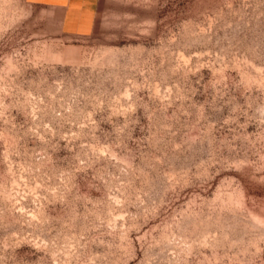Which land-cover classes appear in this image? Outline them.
I'll return each mask as SVG.
<instances>
[{
  "label": "rangeland",
  "instance_id": "374dc122",
  "mask_svg": "<svg viewBox=\"0 0 264 264\" xmlns=\"http://www.w3.org/2000/svg\"><path fill=\"white\" fill-rule=\"evenodd\" d=\"M0 264H264V0H0Z\"/></svg>",
  "mask_w": 264,
  "mask_h": 264
},
{
  "label": "crops",
  "instance_id": "0c3cea01",
  "mask_svg": "<svg viewBox=\"0 0 264 264\" xmlns=\"http://www.w3.org/2000/svg\"><path fill=\"white\" fill-rule=\"evenodd\" d=\"M35 9L50 11L60 21L63 35L87 37L95 32L100 0H26Z\"/></svg>",
  "mask_w": 264,
  "mask_h": 264
}]
</instances>
